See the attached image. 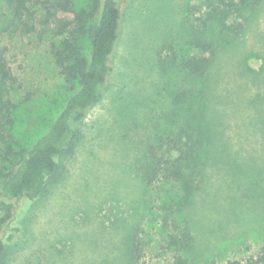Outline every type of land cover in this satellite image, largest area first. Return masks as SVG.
I'll list each match as a JSON object with an SVG mask.
<instances>
[{
  "label": "rangeland",
  "instance_id": "1",
  "mask_svg": "<svg viewBox=\"0 0 264 264\" xmlns=\"http://www.w3.org/2000/svg\"><path fill=\"white\" fill-rule=\"evenodd\" d=\"M72 1L79 8L90 0ZM212 1L121 3L120 38L104 96L86 112L73 150L57 159V172L41 197L17 202L15 219L3 235L1 264H173L169 237L186 223L194 243L184 255L188 264L242 263L259 253L264 244V2L243 14V31L227 45L225 33L244 19L225 26L208 21ZM197 37L217 50L206 83L187 79L177 64L164 74L157 61L164 43H172L178 58L198 56L192 44ZM52 40L46 26L23 31L0 0V48L16 78L5 88L15 108L13 126L0 128V186L72 94L53 61ZM203 87L211 128L204 181L187 209L176 212L179 184L162 175L151 185L144 179L148 148L164 128L165 115L187 107L177 96L189 91L199 99ZM2 201L7 202L0 194ZM4 214L0 207V219ZM134 242L140 244L139 260L130 257Z\"/></svg>",
  "mask_w": 264,
  "mask_h": 264
},
{
  "label": "trees",
  "instance_id": "2",
  "mask_svg": "<svg viewBox=\"0 0 264 264\" xmlns=\"http://www.w3.org/2000/svg\"><path fill=\"white\" fill-rule=\"evenodd\" d=\"M124 1L90 0L87 6L78 8L72 0H5L9 15L23 31L31 32L37 24L52 29L51 55L72 94L48 131L36 140L15 168L7 173L0 186L1 196L7 200L0 203V207L5 210L0 219V259L6 252L3 235L8 224L15 219L17 202L25 200L32 203L41 197L48 180L57 172V159L73 150L78 139V126L86 112L104 96L113 68L112 57L120 38L123 19L121 3ZM263 2L213 0L208 5L206 15L208 21L225 26L231 19H244L245 12L258 10ZM244 25L245 19L233 31L225 33L227 45L243 31ZM204 27H208V24L204 23ZM224 32L225 27H222L221 33ZM192 44L200 54L178 58L172 43L165 42L157 54L158 66L164 74H169L174 71L173 65L177 64L187 79L200 77L205 84L217 50L214 45L199 37ZM15 81L5 58V50L0 48L1 130L13 126L11 117L15 106L5 88L12 86ZM177 98L187 101V107L183 104L182 112L165 115L162 124L164 128L154 136L148 148L150 165L144 173V179L151 185L162 175L168 182L179 184L180 198L175 211L181 212L187 209L203 185V168L207 163L204 151L210 145L211 128L206 87L200 90L199 99L190 96L189 91L182 92ZM5 122L8 127L3 124ZM193 244L188 224L179 226L178 232L169 237V247L174 253L173 264H188L184 255L192 251ZM130 257L139 260V242L132 244ZM235 264H264V244L256 256Z\"/></svg>",
  "mask_w": 264,
  "mask_h": 264
}]
</instances>
